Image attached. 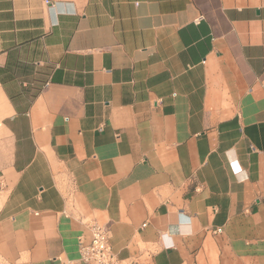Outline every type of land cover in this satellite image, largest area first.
Listing matches in <instances>:
<instances>
[{"label":"crops","instance_id":"0c3cea01","mask_svg":"<svg viewBox=\"0 0 264 264\" xmlns=\"http://www.w3.org/2000/svg\"><path fill=\"white\" fill-rule=\"evenodd\" d=\"M0 264H264V0H0Z\"/></svg>","mask_w":264,"mask_h":264},{"label":"built area","instance_id":"2783aa9c","mask_svg":"<svg viewBox=\"0 0 264 264\" xmlns=\"http://www.w3.org/2000/svg\"><path fill=\"white\" fill-rule=\"evenodd\" d=\"M8 185L3 176H0V207L2 196ZM91 232L89 242H80L81 258L88 264H118V259L110 243V230L107 226L91 220L88 224Z\"/></svg>","mask_w":264,"mask_h":264}]
</instances>
